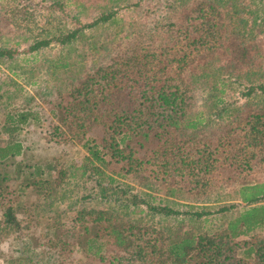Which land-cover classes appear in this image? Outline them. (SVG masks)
<instances>
[{
  "label": "trees",
  "instance_id": "obj_1",
  "mask_svg": "<svg viewBox=\"0 0 264 264\" xmlns=\"http://www.w3.org/2000/svg\"><path fill=\"white\" fill-rule=\"evenodd\" d=\"M247 1L0 0V41L32 38L0 46L9 71L29 56L32 89L0 96V264H264V0ZM32 124L44 146L30 154ZM67 146L76 168L43 157ZM76 171L112 201L81 207L70 232L57 202ZM130 184L241 207L216 232L170 228L146 217L184 213L126 197Z\"/></svg>",
  "mask_w": 264,
  "mask_h": 264
},
{
  "label": "rangeland",
  "instance_id": "obj_2",
  "mask_svg": "<svg viewBox=\"0 0 264 264\" xmlns=\"http://www.w3.org/2000/svg\"><path fill=\"white\" fill-rule=\"evenodd\" d=\"M34 1H41V0H34ZM257 2V1H256ZM246 4H249L250 1L245 0ZM251 9H259L258 6H251ZM262 14V13H261ZM260 13L258 15L256 14L257 23L260 19ZM125 17V16H124ZM247 24L253 21V18L251 15H248L247 17ZM40 25H42V21H38V27L33 29V36H37V33L39 32L38 28H40ZM254 36L258 39V42L260 41L261 50L264 54V31L259 32L258 29L254 30ZM13 40V41H12ZM9 43H7V40H1L0 46H11L13 42L19 41L21 42V46L19 47V50H25L30 44L32 38H29L28 34H25L21 37H17V39H12ZM12 41V43H11ZM10 44V45H9ZM74 46L66 48L64 51H62V55L72 56L74 54ZM56 48H46L43 50V55L45 56H51L55 52ZM28 60L30 62V58L28 55H21L19 62H17L16 65H12L10 68H12L9 71V67L7 68V65L0 66V96L7 95L6 92L12 93L13 96L25 94V92H30L32 89L30 86L25 84V74L23 75L22 72H25V65L24 60ZM12 71L16 73H12ZM21 73V75H19ZM17 74V75H16ZM14 80L17 82L21 87H23V90L20 91V89H16L15 86L11 84H8V80ZM25 80V81H24ZM241 89L236 88L235 85H233L232 92L229 95V98L231 100H237L239 97ZM7 102H11V100H6ZM5 102V98H0V104ZM1 108V106H0ZM29 129L31 130L28 134V142L26 143L30 154L36 153L38 149L43 148L44 145H42V140L39 138V135L36 133V128H34L33 124L29 126ZM25 131H28V129H24ZM46 156H43L44 158H47L48 155H50L51 158L55 160H60L64 158V166H72L73 168H76L81 164V156H83L82 150L78 148H71V147H52L49 152L45 154ZM76 176L74 178H70L66 185L64 186V195L60 200L57 202L59 215H60V221L65 230H68L70 232L74 231L77 226L78 222L76 221V213L81 207L85 206H92L97 205L99 207H104L107 203H111L112 201V190L113 189H106L109 190L107 193H104L101 191L100 187H98L95 183V179L93 177H87L81 176L79 171L75 172ZM122 181V180H120ZM126 184H129L128 182H125ZM131 190H126L127 188L125 186H120L123 191L126 190L127 194L126 197L129 195H136L138 198L146 201L149 204L154 205H169L170 208L177 210L180 213H184L183 215H179L178 217H162V216H151L148 215L146 218L149 219L151 222L156 223L157 225H163L170 228H177L180 227L182 230H195L197 233L202 232H216L217 229L223 228L227 221L231 218H234L238 215L241 205H239L237 208L232 209L225 213H216L217 209L223 204H232L234 201L233 197H230L229 195L227 197H223V200L217 203H194L192 201H175L171 199H165L161 195H158V193H155L153 191H149L145 188H140L135 185L130 184ZM133 186V187H132ZM108 196V201L105 199H102V197ZM153 198V201H152ZM22 202V198H21ZM112 206V205H111ZM115 207H118L117 205ZM145 208L144 206H142ZM201 211H209L210 215H204L200 218H196L193 216L195 213H200ZM127 212V211H126ZM258 233L260 235H264V228L261 231H255V234ZM1 256H4V251L7 249V244H3L1 246ZM77 258L79 255L76 256Z\"/></svg>",
  "mask_w": 264,
  "mask_h": 264
}]
</instances>
